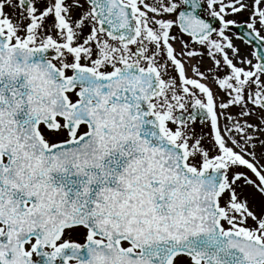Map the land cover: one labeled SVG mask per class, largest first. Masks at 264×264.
<instances>
[{
  "label": "snow or ice",
  "instance_id": "6c2138e0",
  "mask_svg": "<svg viewBox=\"0 0 264 264\" xmlns=\"http://www.w3.org/2000/svg\"><path fill=\"white\" fill-rule=\"evenodd\" d=\"M0 264H264V0H0Z\"/></svg>",
  "mask_w": 264,
  "mask_h": 264
}]
</instances>
